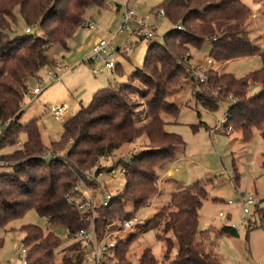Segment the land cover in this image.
Listing matches in <instances>:
<instances>
[{
	"label": "trees",
	"instance_id": "1",
	"mask_svg": "<svg viewBox=\"0 0 264 264\" xmlns=\"http://www.w3.org/2000/svg\"><path fill=\"white\" fill-rule=\"evenodd\" d=\"M103 4L104 0H0V124L7 125L0 134V145L15 144L22 132L27 135L24 147L13 155L18 162L9 165L10 171L0 173V230L8 229L11 222L31 209L47 217L49 226L65 227L69 237L91 226V210H82L76 204L83 194L79 181L86 180L87 173L100 160L142 137L146 143L131 154L130 160L117 163L126 169L125 186L107 206L97 207L100 215L94 220V227L101 234L111 226H121L138 210L151 205L158 191L159 171L168 168L176 159L177 149L185 146L180 134L168 130L165 118L179 115L180 105L168 99L169 87L187 73L177 57L166 50L165 43H171V39L178 49L201 48L209 41V55L218 64L254 55L261 57L262 67L245 76L209 68L207 80L201 82L193 76V85L196 101L209 111H216L224 101L231 103L223 123L226 130L231 127L249 141L257 129L264 141V52L253 43L247 29L252 8L243 0H165L155 10L163 9L175 26L162 43L149 45L144 68L151 71L150 75L141 69L131 75L153 91L148 100V122L141 126L136 123L127 88H101L88 105H81L64 121L61 139L52 142V146H66V158L44 159L38 120L19 123L25 98L41 70H53L55 66L49 56L50 47L58 44L68 50V42L85 23L87 9ZM16 12L27 28L36 27L42 34L11 36ZM156 49L162 52L155 53ZM116 71L121 72L120 62ZM257 86L259 90L254 91ZM116 167L112 165L109 171ZM207 196L202 182L173 191L169 203L143 224L144 229L121 240L122 264H130L129 260L125 262L130 246L150 228L161 230L159 236L165 241L163 264H224L214 251L209 230L199 226L200 209ZM128 204L133 207L131 211L126 208ZM252 227L256 226H248L249 231ZM21 231L25 234L24 247L28 248V264H82V242L74 241L62 248V239L53 231L46 233L34 224L24 225ZM220 232L238 235L237 228L230 225H223ZM3 244L0 236V247ZM136 264L160 262L151 248H145Z\"/></svg>",
	"mask_w": 264,
	"mask_h": 264
},
{
	"label": "rangeland",
	"instance_id": "2",
	"mask_svg": "<svg viewBox=\"0 0 264 264\" xmlns=\"http://www.w3.org/2000/svg\"><path fill=\"white\" fill-rule=\"evenodd\" d=\"M164 1L104 0L102 6L92 5L87 9L84 16L85 23L68 42V50L58 44L50 47V58L67 65L62 71L53 67V71L61 75L62 79L51 81L46 76L47 70H41L39 76L43 79L41 84L44 90L39 96L34 97L31 94L26 96L24 111L19 118V123L22 125H26L34 119L38 120L44 141V151L41 153L44 159L66 158V146L57 147L51 144L53 141L61 139L64 121L74 115L81 105H88L94 93L101 88L108 86L127 88V94L134 104L136 123L141 126L148 122V100L153 91L150 92L151 87L147 83L132 79L131 75L137 69L150 75L151 71L144 68L149 45L153 42L162 43L165 34L175 26L169 18L156 13L160 9L155 10V8ZM243 1L252 8L253 13L247 25L249 36L253 43L259 47V51L264 52V0ZM118 4L122 6L120 11L117 10ZM125 8L134 10L139 16L151 14L152 18L148 22L150 27H143L137 34H131L128 31L119 32V24ZM92 20L96 21L95 28L89 29L86 24ZM27 26L21 15L16 12V21L12 24L11 36L25 33ZM131 26L133 29H137L133 21ZM150 30L155 31L158 37H148L147 33ZM31 32L42 34L41 30L36 27H33ZM94 36L97 39L111 41L116 47L131 45L130 50L117 54L116 62L121 63V72L116 71L115 68L113 71L105 69L98 74L93 73V68H99L103 64L97 61L91 64L87 61V56L82 58L78 45L81 43V39ZM170 42L165 43L168 54L176 56L179 64L185 67L187 73L169 87L168 99L180 105L179 115L177 117L165 115V118L168 121V130L180 134L185 141V146H180L177 149L175 154L177 160L174 163L159 171L158 191L153 196L151 205L136 212L135 215L143 221L142 225L131 229L122 236L125 240L131 233L144 229L143 224L169 203L173 191L196 182H202L208 190V196L204 199L200 209L199 226L202 230H209V238L215 242L214 251L221 261L224 264H264V228L256 226L249 231L247 224L242 219L240 207L228 203V200L232 199L238 190L255 195L264 204V141L262 136L257 129H254L253 136L249 141L243 140L240 132L232 130L231 133H226L223 123L231 104L229 101L222 102L216 111H209L196 101L194 97L196 86L193 85V76H196L194 68L200 63L206 65V60L210 56V42L206 41L201 48L184 46L183 49L174 47L172 39ZM158 50L160 49H156L154 52H162V50ZM262 65L261 57L254 55L233 59L225 64L214 62L210 68L242 77L251 71L260 69ZM206 66L209 68L208 65ZM37 83L38 79L33 81V87H31L34 88ZM255 90H259V88L255 87ZM230 100L234 101L231 97ZM62 103L69 104V114L64 121H58L49 108ZM6 127V123L0 124V134ZM26 139V133L22 132L15 144L5 142L0 145V160L6 162L5 166H0V173L10 171L12 168L9 165L18 162V159L13 155L17 149L24 147L23 142ZM145 141L146 139L142 137L134 143L125 144L108 160H105L106 157L100 160L98 164L100 163V168H102L100 171L104 174L103 179L100 182L89 181L88 176L93 172L91 169L87 173V179L79 181L83 195H88L84 188H91L96 202L103 199L105 193L112 195L113 198L117 196L125 181L121 165L118 166L117 163L121 164L123 160L129 161L131 154L145 144ZM112 165L117 166L115 176L109 174ZM177 168L178 170H176ZM169 169L174 171L172 176L167 174ZM97 207L91 210L89 217L91 225L100 215ZM126 208L131 211L133 207L128 204ZM220 211L229 215L221 217ZM27 224L37 225L46 233L53 231L62 239V248L74 242L65 227L49 226L47 217L41 216L35 209H31L21 218L11 222L8 229L0 230V236L4 239V244L0 247V263H22L20 254L24 248L25 234L21 228ZM223 225L235 226L238 235L221 233L220 229ZM215 231L218 232V235ZM160 232L161 230L157 228L141 232L137 240L130 246L125 262L129 260L130 264H136L143 250L151 248L160 264H163L165 241L159 236Z\"/></svg>",
	"mask_w": 264,
	"mask_h": 264
},
{
	"label": "built area",
	"instance_id": "3",
	"mask_svg": "<svg viewBox=\"0 0 264 264\" xmlns=\"http://www.w3.org/2000/svg\"><path fill=\"white\" fill-rule=\"evenodd\" d=\"M122 7V6H121ZM157 15H164L165 12L163 9L158 10L156 12ZM152 18L151 14H146L145 16H139L134 10L125 8L123 17L119 24V32H130L131 34H137L143 27H150L148 25L149 20ZM135 22L137 29H133L131 26V22ZM96 22L90 21L86 25L87 27L93 29L95 27ZM177 28L181 29L180 25H177ZM31 27L26 28V32H31ZM148 37H158L155 31L150 30L147 33ZM131 49V45L127 44L124 47H116L111 41L106 39H98L92 45L91 53L87 58L89 63H93L95 61L101 62L103 65L99 68H93V73L98 74L99 72L107 69L109 71H113L116 68L117 62V54L124 53L123 51H128ZM214 59L212 57H208L206 60V65L209 66L214 63ZM203 63L197 64L194 68V73L197 78L201 82L207 80V71L208 67ZM65 67V66H63ZM46 76L49 77L51 81L61 80L62 76L53 70H47ZM42 77H38V83L34 88H30L29 94L34 97L38 96L40 92L43 90V85L41 84ZM50 111L54 115L55 119L58 121H64L69 114V104L62 103L58 105H53L50 108ZM226 118V116H225ZM217 129V128H216ZM232 128L229 127L226 130V133H231ZM109 157H106L105 160H108ZM6 162L0 160V166H5ZM100 165L97 164L93 168V172L88 176L89 181L97 180L100 182L103 179V172L99 170ZM178 170V168L176 169ZM109 174L113 176L117 173V168H113L109 171ZM121 172L125 174L126 169L121 167ZM167 174L172 175L167 172ZM160 179V177H159ZM125 185V181L123 183V187ZM84 191L88 193L87 196L78 197L76 200V204L82 210H92L96 206H107L112 200L113 196L105 193L104 198L96 202V198L91 188H84ZM230 205H237L240 207L242 211V219L247 224V226H259L264 228V204L261 200H259L255 195L241 192L236 190L235 195L232 199L228 200ZM219 215L221 217H227L229 214H225L223 211H220ZM143 221L141 218L136 215L126 219L121 226H111L107 228L102 234H98L94 224L92 223L89 227H84L78 230L76 233L70 236L71 240L80 241L83 243V262L82 264H122L120 255H119V245L121 240H124L122 234L130 231L133 228H138L142 225ZM235 227V226H234ZM28 248L24 247L21 251L20 258L22 259L21 264H28L27 258ZM3 264V263H0ZM261 264V263H258Z\"/></svg>",
	"mask_w": 264,
	"mask_h": 264
},
{
	"label": "crops",
	"instance_id": "4",
	"mask_svg": "<svg viewBox=\"0 0 264 264\" xmlns=\"http://www.w3.org/2000/svg\"><path fill=\"white\" fill-rule=\"evenodd\" d=\"M120 10H121V8H120ZM120 10H118V11H120ZM92 21H95V20H92ZM96 22V21H95ZM89 28V27H88ZM95 28V27H94ZM93 28V29H94ZM89 29H91V28H89ZM72 39V38H71ZM98 39H97V37L96 36H94V37H87L86 39H81V43H79V47H78V50H80V53L82 54V58L84 57V56H89L90 55V53H91V48H92V45L95 43V41H97ZM78 43V42H77ZM120 47H122V46H120ZM52 61L54 62V67H56L59 71H62L63 70V66H67V65H63V63H61V62H58V60H56V59H53L52 58ZM72 61H74V62H76L75 60H72ZM100 63V62H99ZM92 64V63H91ZM222 64H225V63H222ZM93 68V67H92ZM62 73V72H61ZM64 73H66V72H64ZM63 74V73H62ZM35 86V85H34ZM33 87V86H32ZM31 87V88H32ZM257 87H259V86H257ZM44 90V89H43ZM43 90L40 92V94L39 95H41V93L43 92ZM38 95V96H39ZM178 153V152H177ZM177 155H179V154H177ZM177 159H175L172 163H174L175 161H176ZM167 172H169V173H171L172 175H173V170H171V169H169ZM169 175V174H168ZM172 175H169V176H172Z\"/></svg>",
	"mask_w": 264,
	"mask_h": 264
},
{
	"label": "water",
	"instance_id": "5",
	"mask_svg": "<svg viewBox=\"0 0 264 264\" xmlns=\"http://www.w3.org/2000/svg\"><path fill=\"white\" fill-rule=\"evenodd\" d=\"M120 8H121V4H118L117 5V10H120Z\"/></svg>",
	"mask_w": 264,
	"mask_h": 264
}]
</instances>
